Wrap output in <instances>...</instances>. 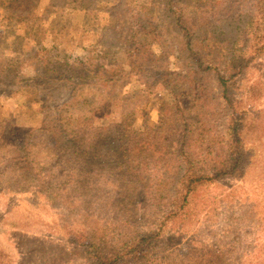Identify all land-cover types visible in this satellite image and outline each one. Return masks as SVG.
<instances>
[{
  "label": "rangeland",
  "instance_id": "1",
  "mask_svg": "<svg viewBox=\"0 0 264 264\" xmlns=\"http://www.w3.org/2000/svg\"><path fill=\"white\" fill-rule=\"evenodd\" d=\"M182 1L176 12L167 11L159 0H70L42 18L43 23L38 12L29 15V25L19 21L6 28L0 57L14 63L8 68L2 65L1 76L6 77L9 68L20 77L31 74L30 62L40 48L35 45L38 35L44 36L45 47L53 45L49 40L56 37L61 50L72 48L69 62L76 74L97 75L103 85L89 86L86 79L88 84L78 86L76 92L68 88L61 92L63 101L74 104L64 110L84 120L74 130L72 124V128L65 125L55 130L56 136L51 133L58 143L68 136L66 147L76 143L75 153L64 149L69 159L50 153L53 165L44 152H32L9 162L17 163L18 174L8 170L0 174V264H90L74 240H92L114 254L124 242L156 231L180 191L177 183L185 168L184 154L191 155L199 173L211 172L230 159L228 129L233 110L243 121L240 139L246 162L235 174L199 186L189 204L149 246V254L128 264H264V52L243 73L234 72L229 81L231 109L220 96L214 76L196 75L190 68L192 57L178 53L190 32L194 44L207 50L208 40L203 38L209 31L204 26L211 28L218 17L227 46L234 35L227 33L226 21L242 13L240 7L248 10L250 4L248 0ZM139 12L150 20L151 34L158 32L164 40L158 71L132 73L130 54L123 51L105 68L100 67L99 58L91 57L93 53L76 59L91 44L108 49L114 37L108 36L107 27L126 32ZM177 15L181 27L172 18ZM55 60L61 72L68 69L60 54ZM38 63L42 85L50 86L45 78L50 72L43 62ZM165 78L171 84L180 83L181 90L175 85V94L164 88ZM20 132L21 128L12 140L0 138L1 160L2 154L20 146ZM106 134L125 148L121 160L130 164L128 169L124 165L113 169L116 177L103 170L105 161L97 154L109 147L101 139ZM86 153H91V162L84 170ZM29 158L33 164L28 169L41 172L52 165L48 170H54L53 174H26L21 163ZM97 159L101 163H94ZM87 171L91 174H80Z\"/></svg>",
  "mask_w": 264,
  "mask_h": 264
},
{
  "label": "trees",
  "instance_id": "2",
  "mask_svg": "<svg viewBox=\"0 0 264 264\" xmlns=\"http://www.w3.org/2000/svg\"><path fill=\"white\" fill-rule=\"evenodd\" d=\"M70 2V0H0V7L3 10V16L0 19V42L4 41L6 34V28L9 26H15L19 21L26 22L29 25L31 18L29 15H38L41 13L40 23H43L42 18L51 14L56 7H60V3ZM158 2V0H155ZM164 2V7L167 11L175 10L179 12L176 7L182 6L184 1L182 0H159ZM249 9L246 10L240 7L239 11H243L236 16L235 19L226 21V31L234 36L230 37L227 46L223 44V39L226 38V34L220 30L221 19L219 17L215 19L211 28L207 25L204 26L208 34H205L203 40L207 41V50H202L194 44V38L191 32L188 33L187 44L182 50V46L178 48V53L184 54V57H192L190 68L194 70L196 75H210L214 76V80L217 82V86L220 89V96L227 102L228 108H234L232 99L229 97V81L233 77L234 72L243 73L246 68H250V62L253 61V65L258 60H261L260 53L264 52V0H248ZM142 15V17H140ZM135 22L131 28L126 32L120 30H113V27H107L106 32L108 36L114 37V43L110 45L108 49H105L104 45H89L83 50L81 56L89 53H93L92 58H99L101 68H105L114 64V57L118 55V52H126L130 54V61L133 63L131 72L145 71L147 73H153L160 69L161 65L159 61H163V52L161 48L164 40H161L160 33H153L154 30H150V20L146 17V14L142 12L134 14ZM177 26L181 27L180 15L173 16ZM6 21H11L9 25H4ZM39 24L36 25V27ZM111 30V31H109ZM113 30V31H112ZM132 33L134 35L132 36ZM207 33V32H206ZM88 34V32H86ZM211 35V36H210ZM152 36V39H151ZM137 37V38H136ZM43 37L38 35L35 37V45H40L39 50L33 54V58L30 62L31 74L25 77H20L9 68L8 73L3 75L2 65H7L6 68L13 66V63L4 61L0 57V138L7 137L9 140L17 137V132L21 128L23 135L20 137V146L11 148L6 154H2L3 160L0 159V174L17 173L15 170V164L10 163L12 161L22 160L21 156L28 155L35 152L36 154H44L48 157L50 153L64 155L69 159V153L64 152V149L73 152V146L76 147V143H71L69 146L66 140L68 136L64 137L60 143L56 142L53 135H58V131L68 125L72 130L77 127L78 124L84 125V120L73 112L64 110L66 107L73 106V102L70 100L63 101L61 98V92L64 88H68L72 93L76 92L78 86L86 85V79L89 80L90 85L101 84V78L97 75H77L69 62L72 55V48L61 50L58 44L55 43L56 37L49 40L53 43L51 46H43ZM45 39V38H44ZM182 42V40H181ZM157 43V44H156ZM156 46L157 48H153ZM104 49V50H103ZM194 49L196 54L194 55ZM105 54H102V52ZM133 52L137 53V57L133 56ZM125 53V54H126ZM192 53V55H191ZM61 55L65 61L64 65L68 68L64 72L57 69L55 57ZM159 56H156V55ZM111 57V58H108ZM88 57V56H87ZM39 59V60H37ZM43 60V61H41ZM82 59H80L81 61ZM38 61L43 62L45 71L50 72L49 77L45 75V78L49 81L50 86L42 85L41 77L37 74ZM91 61V59H88ZM129 61V62H130ZM84 63V61H83ZM166 69V68H165ZM88 71V70H87ZM170 78H165L163 81L165 86L172 93H177L174 86H178V90H181L180 83L171 84L168 82ZM112 78L107 79L111 81ZM103 85V84H101ZM79 93L78 95H81ZM175 101V99L173 98ZM235 116L232 118L233 122L228 129V149L230 151V159L228 161H222V163L211 170V172H201L195 168L193 158L189 154H184L186 163L183 167V175L178 180L180 191L174 196V200L170 204L169 208L164 211L161 224L156 231H148L139 235V237L133 238L130 241L124 242L122 246L115 250L116 252L109 253L107 250L101 249L96 242L92 240H74L82 247L84 256L90 264H128L134 261L137 257H146L149 254V246L152 243H156L162 233L165 231L166 224L170 222L181 209L183 210L188 204L192 193L201 185L213 182L215 180L227 177L231 174H235L242 165L246 162L247 153L242 148L241 143V130L243 121L238 113L233 110L232 114ZM24 127L26 128L24 130ZM92 127V125H91ZM98 128V127H94ZM93 131V128H91ZM55 130H58L57 132ZM107 130V129H105ZM65 134V133H63ZM101 139L105 144H108V149L103 152H98L105 162H102L104 166L103 170L108 174H113V169H121L124 165L125 168H130V164L121 160L124 155L125 148H119L115 138L101 136ZM102 145L100 147H103ZM65 147V148H64ZM1 149V142H0ZM75 153V152H73ZM87 154V153H86ZM85 154V155H86ZM44 155V156H45ZM88 153L85 159L82 160L83 168L85 170V164L87 161L91 162ZM89 156V157H88ZM107 156L108 160L104 158ZM25 163H21L22 168L26 174H53L54 170L51 166H46V171L36 172L34 167H28L33 164V159L23 160ZM47 162L52 163L49 160ZM94 163H101V159L94 160ZM26 164V165H25ZM53 164V163H52ZM7 165V167H5ZM9 165V166H8ZM54 165V164H53ZM110 171L112 173H110ZM208 171V170H205ZM59 172V171H58ZM122 171H120L121 174ZM80 174H91L89 171ZM116 177L115 174H113ZM167 211V213H166ZM166 213V214H165ZM100 248V252H95Z\"/></svg>",
  "mask_w": 264,
  "mask_h": 264
}]
</instances>
